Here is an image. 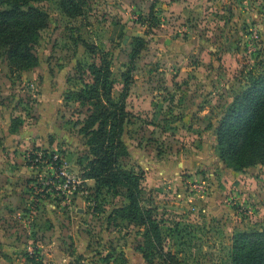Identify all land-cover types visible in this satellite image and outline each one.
<instances>
[{
	"label": "rangeland",
	"instance_id": "obj_1",
	"mask_svg": "<svg viewBox=\"0 0 264 264\" xmlns=\"http://www.w3.org/2000/svg\"><path fill=\"white\" fill-rule=\"evenodd\" d=\"M85 1L74 17L34 4L48 15L36 66L12 74L0 56V264H147L139 228L107 219L126 202L120 192L81 185L74 160L86 147L70 121L85 109L62 104L80 85L77 64L99 57L89 46L108 53L117 97L134 36L144 45L122 165L143 171V198L179 259L224 264L235 230L264 228V164L254 174L227 168L214 135L228 100L264 67V0ZM133 95L146 97L133 104ZM43 150L65 153L63 174L28 165Z\"/></svg>",
	"mask_w": 264,
	"mask_h": 264
},
{
	"label": "trees",
	"instance_id": "obj_2",
	"mask_svg": "<svg viewBox=\"0 0 264 264\" xmlns=\"http://www.w3.org/2000/svg\"><path fill=\"white\" fill-rule=\"evenodd\" d=\"M44 0H0V56H4L9 72L28 70L38 63L35 48L41 31L47 25L48 15L35 3ZM66 17L84 14L85 0H50ZM151 12V10H150ZM151 14V13H150ZM128 49L129 63L121 74L122 87L113 96L115 78L108 53L89 46L93 56L89 63H78L77 88L63 95V106L77 104L85 109L82 117L71 119V127L83 137L86 151L76 157L81 185L92 180L95 189L118 191L126 202L114 207L107 219L114 226L122 222L141 231L142 241L135 247L147 264H186L179 259L178 250L167 247L171 231L163 226L156 210L143 198L144 173L122 165L129 155L123 140L125 126L130 122L127 98L133 82L135 60L143 50L144 40L132 37ZM216 155L227 168L236 172L254 174L257 165L264 164V67L261 72L250 71L244 89L233 95L214 126ZM41 161L59 172L69 161L61 150L42 151ZM54 155L56 158L53 159ZM35 158L34 155L31 156ZM46 164V163H44ZM28 165H32L30 161ZM172 236V234H170ZM224 264H264V228L235 230L231 237L230 253Z\"/></svg>",
	"mask_w": 264,
	"mask_h": 264
},
{
	"label": "built area",
	"instance_id": "obj_3",
	"mask_svg": "<svg viewBox=\"0 0 264 264\" xmlns=\"http://www.w3.org/2000/svg\"><path fill=\"white\" fill-rule=\"evenodd\" d=\"M33 155H34V154H33ZM43 155H44V154H43V152H42L41 154H38V155L36 154V155H34L35 158H32V157H31V159H32V161H30V163H32L31 166H33L35 162L40 161V157H42ZM55 158H56V155H54L53 159H55ZM44 160H45V161H41V164L46 163V165L50 166V163H49V162H46L47 159H44ZM64 167H67V165H62V166L60 167L59 172H56V173L63 174V168H64ZM66 186H68V185H66Z\"/></svg>",
	"mask_w": 264,
	"mask_h": 264
},
{
	"label": "crops",
	"instance_id": "obj_4",
	"mask_svg": "<svg viewBox=\"0 0 264 264\" xmlns=\"http://www.w3.org/2000/svg\"><path fill=\"white\" fill-rule=\"evenodd\" d=\"M142 90H143V89H142ZM129 91H130V90H129ZM128 96H129V95H128ZM136 96H137V95H136ZM134 97H135V96L133 95V100H134V101H133V104H134V103H139V102L141 101V99L144 98V97H146V96L144 95L143 97H141V96L138 95L137 97H135L136 99H134ZM137 100H140V101H137ZM148 100H149V99H148ZM128 102H129V101H128ZM128 102H127V103H128ZM228 102H229V100H228ZM228 102H227V103H228ZM135 107H138V105H135ZM122 137H123V136H122ZM87 181H91V182H93L92 180H87ZM0 198H1V196H0ZM1 199H2V198H1ZM2 202H3V201H0V206H1Z\"/></svg>",
	"mask_w": 264,
	"mask_h": 264
}]
</instances>
